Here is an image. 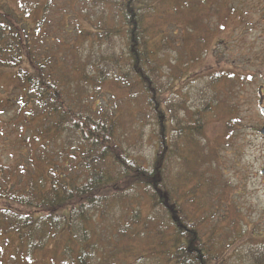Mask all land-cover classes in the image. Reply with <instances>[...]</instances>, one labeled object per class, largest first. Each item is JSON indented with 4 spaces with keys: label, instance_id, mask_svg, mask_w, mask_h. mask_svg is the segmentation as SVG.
I'll list each match as a JSON object with an SVG mask.
<instances>
[{
    "label": "trees",
    "instance_id": "trees-1",
    "mask_svg": "<svg viewBox=\"0 0 264 264\" xmlns=\"http://www.w3.org/2000/svg\"><path fill=\"white\" fill-rule=\"evenodd\" d=\"M70 1L31 0L27 14L40 15H32V28L27 19L0 7V71L13 74L7 102L17 112L9 121L13 140L5 147L12 167L0 165L2 250L14 244L30 257L48 243L59 255L65 235L84 236L93 222L111 215L116 223H110V230L121 225L124 237H145L151 245L173 240L171 251L155 257L158 262L264 264V244L250 245L242 257L234 251L239 235L218 230L225 215L216 213V220L203 228L213 216L208 213L214 193L205 191L203 176L194 171V135H201L203 117L198 114L195 124L200 128L194 133V111L181 107L184 114L177 113V105L162 99L155 81L162 60L167 62L166 49L176 45L165 32L158 34L159 44L153 43L150 21L160 17L156 6L162 0H83L87 6L78 8ZM170 27L172 35L181 30ZM115 40L122 42L118 49ZM113 76L144 98L143 119L156 139L149 162L124 147L116 121L91 105L96 98L100 102L98 90ZM177 97L178 105L186 106ZM29 131L32 138H25ZM21 145H28L23 153ZM35 146L39 154L33 158ZM194 178H200L195 190ZM130 190L128 200L125 193ZM124 200L129 202L126 209ZM141 201L147 204L145 217ZM204 204L208 206L202 208ZM115 207L123 214H114ZM248 235L253 240L263 234L251 230ZM84 257L72 262L84 264Z\"/></svg>",
    "mask_w": 264,
    "mask_h": 264
},
{
    "label": "rangeland",
    "instance_id": "rangeland-1",
    "mask_svg": "<svg viewBox=\"0 0 264 264\" xmlns=\"http://www.w3.org/2000/svg\"><path fill=\"white\" fill-rule=\"evenodd\" d=\"M35 1L45 3L47 0ZM70 3L77 8L87 6L83 0ZM30 4L31 0H0V7L13 11L16 18L27 19L26 24L32 28L35 25L32 17L35 15L38 19L40 15L27 14ZM156 8L160 17L150 21L153 43L157 44L158 34L165 32L176 45L166 49L169 51L167 62L162 60L163 69L157 73L155 81L161 88L162 99L177 105V113L184 114L181 107L194 111V133L201 127V135H194V141H198V146H194V171L197 176H203L205 191L214 192L209 203V209L213 210L208 213L213 216L203 228L216 220V213L225 215L226 221L218 230L226 228V232L230 231L235 237L239 235L233 249L240 252V257L245 256L250 245L264 244L261 239L264 235V136L260 134L264 117L258 106V91L264 87V0H162ZM173 24L181 28L176 30L177 35H172L170 26ZM115 43L116 49L122 46L121 41L115 40ZM113 79L114 76L110 77L100 86L97 94L100 102L96 98L91 105L99 114L116 121L124 147L130 146L128 150L134 156L149 162L156 139L153 128L146 124L147 118L143 119L147 111L144 98L139 90L130 91L125 88L126 83L119 84ZM13 82L11 71H0V165L10 167L12 161L6 158L8 154L11 158V152L5 147L13 140L9 121L17 114L7 102ZM262 91L264 94V89ZM177 95L186 100V106L178 105L181 99ZM84 96L81 92L79 99ZM198 114L203 121L197 128ZM227 124L230 129L226 128ZM31 136L32 131L24 134L25 138ZM25 146L28 145L19 146L20 153ZM36 150V146L31 148L33 158L34 153L39 154ZM52 154L53 158L57 156ZM199 181L200 178H194V190ZM132 195L131 190L125 193L128 200ZM122 203L125 209L129 207L125 205L128 201ZM141 203L145 217L147 204ZM121 210L115 207L114 214L120 216ZM129 211L131 214L132 209ZM110 223L116 222L108 215L103 222H93L84 236L65 235L60 241L63 255L54 254L55 245L48 243L30 257L19 252L14 244L2 250L5 238L0 237V264H75L72 261L80 256H85L84 264H166L155 257L171 251L173 240L164 245H151L145 237L135 240L126 236V239L121 225L113 224L111 231ZM149 229L154 231L155 228L150 225ZM246 230L263 235H255L250 240L248 232L241 236V231ZM92 249L96 250L91 252ZM230 254L231 251L227 256Z\"/></svg>",
    "mask_w": 264,
    "mask_h": 264
},
{
    "label": "water",
    "instance_id": "water-1",
    "mask_svg": "<svg viewBox=\"0 0 264 264\" xmlns=\"http://www.w3.org/2000/svg\"><path fill=\"white\" fill-rule=\"evenodd\" d=\"M264 89V87L260 88V90L258 91V96H259V103H258V106H259V109H260V112L261 115L264 117V94H262V90ZM263 136H264V127L262 128L261 130V133ZM262 174L264 175V171H262Z\"/></svg>",
    "mask_w": 264,
    "mask_h": 264
}]
</instances>
